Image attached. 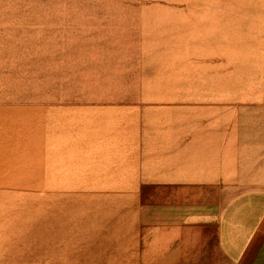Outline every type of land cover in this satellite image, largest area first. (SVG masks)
<instances>
[{"label":"rangeland","instance_id":"obj_1","mask_svg":"<svg viewBox=\"0 0 264 264\" xmlns=\"http://www.w3.org/2000/svg\"><path fill=\"white\" fill-rule=\"evenodd\" d=\"M211 143L197 169L222 172L228 143L230 169L264 171V0H0V264H78L117 206L139 194V216L154 213L142 170ZM47 212L46 250L51 236L16 228ZM68 235L69 256L40 254Z\"/></svg>","mask_w":264,"mask_h":264},{"label":"crops","instance_id":"obj_2","mask_svg":"<svg viewBox=\"0 0 264 264\" xmlns=\"http://www.w3.org/2000/svg\"><path fill=\"white\" fill-rule=\"evenodd\" d=\"M227 145L218 167L222 172H207L206 166L199 170L193 163L214 159L208 155L217 151L213 143L204 144L200 153L188 146L180 152L189 153L174 158L173 167L142 170L135 184L148 193L143 201L151 202L148 198L157 191L154 213L139 216V194L117 206L122 211L109 222V242L80 250L78 264H264V171L249 175L246 169H230Z\"/></svg>","mask_w":264,"mask_h":264},{"label":"bare ground","instance_id":"obj_3","mask_svg":"<svg viewBox=\"0 0 264 264\" xmlns=\"http://www.w3.org/2000/svg\"><path fill=\"white\" fill-rule=\"evenodd\" d=\"M245 26V25H244ZM159 33V32H158ZM245 68V67H244ZM244 70V69H243ZM246 71V70H245ZM247 75V74H246ZM229 81V80H228ZM233 84V83H232ZM247 85V84H246ZM262 86V85H261ZM6 95H8L10 98H12V99H22V97H21V95H19V94H16V93H13V94H10V93H6ZM27 98V97H26ZM44 110V109H43ZM42 118V117H41ZM39 120H40V118H39ZM248 119L246 118V120L245 121H247ZM92 121H94V120H89V122H92ZM249 122V121H248ZM253 123H255V122H253ZM112 124H114V123H112ZM45 125V124H44ZM149 133V132H148ZM54 134V133H53ZM52 134V135H53ZM56 134H58V133H56ZM253 134H255V133H253ZM60 135V134H59ZM58 136V135H57ZM57 136H56V138H57ZM242 136V135H241ZM245 136H247V137H249L247 134L245 135ZM259 136V134L257 133V134H255L254 135V137H253V135L251 136V138H253V139H256L257 137ZM51 137V136H50ZM240 139V138H239ZM54 192H56V193H58L57 195L58 196H62V194L63 193H61L62 192V189L61 190H59V191H53L52 192V194H54ZM52 194H51V192H49L48 194H46V195H40V196H38V197H35V199H34V204H38V203H40V202H42L43 200H46V201H50V200H59V197H56L55 195L56 194H54V196H52ZM60 199H63L62 197H60ZM33 204V205H34ZM21 211H22V209H21ZM12 216H16V214H14V215H12ZM18 216L20 217V219H28L29 218V216H30V214L29 213H27V214H24L23 212L22 213H19L18 214ZM52 215H51V213H49V212H47V214H46V216H45V218L42 220L41 219V221H38V222H35L34 223V225H29L28 227L29 228H21V229H17L16 228V230H20L21 232H25V234H27V236H28V238H31L30 237V235H32L33 236V238H35V239H37L38 240V237H39V239H41V238H43V236L44 235H49V236H51L50 237V240H48L45 244L43 243V244H41V246H37V247H39V248H46V250H47V248H55V243L56 242H58L57 240L56 241H52V237H54V233H55V229H54V227L52 226V225H50V219H48V217H51ZM8 218V216H5V217H2L0 220H2L1 222H4L5 221V219H7ZM63 226H64V223H63V220L62 219H59V222H58V225H57V227H59L60 229H58V233H63V229H61V228H63ZM2 227H3V223H0V232H3L2 230ZM56 227V226H55ZM70 231V232H69ZM67 233H69L70 235H71V230L70 229H66L65 231H64V234H67ZM70 235H68V237H67V239H65V243L64 242H62L63 240H60L59 241V243H62L63 244V246H65V247H67L70 251L71 250H73L74 248L73 247H75V245H74V240H73V238L70 236ZM48 237V236H47ZM15 241L16 240H13V241H10L11 243H9V244H12L11 246H13V247H15Z\"/></svg>","mask_w":264,"mask_h":264}]
</instances>
